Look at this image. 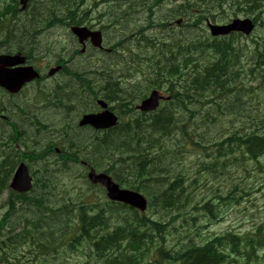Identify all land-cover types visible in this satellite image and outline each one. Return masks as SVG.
<instances>
[{
  "label": "trees",
  "instance_id": "trees-1",
  "mask_svg": "<svg viewBox=\"0 0 264 264\" xmlns=\"http://www.w3.org/2000/svg\"><path fill=\"white\" fill-rule=\"evenodd\" d=\"M152 1L143 12L140 6H130L135 0L115 5L112 12L108 7L100 10L97 3L85 10L86 0H31L25 11L20 10L19 0H0V51L22 52L30 63L40 56L62 59L65 52L58 48L63 47L49 43L44 35L89 24L88 11H100L95 16L102 26L120 25L125 33L124 25L137 24L136 18L151 9L143 25L125 33L135 36L123 39L132 43L123 53L112 49L104 54L97 68L89 64L88 75L83 68L74 70L76 63L68 65L67 86L74 87L65 88L67 95H61V89L52 98L45 86L47 101L41 109L14 102L18 117L5 114L8 126L0 127V205L6 209L0 217V264H264L263 227L244 235L203 233L223 219L224 206L239 205V194L249 195L250 181L241 179L251 170L245 155L256 159L264 154V110L251 109L252 116H246L242 107L246 96L252 102L257 90L264 94V27L254 45L247 46L240 41L242 35L212 38L206 24L242 14L262 27L264 0H182L172 11L162 9L158 15L154 9L162 5ZM134 9L138 15L128 14ZM179 17L195 21L176 31L169 29V20ZM161 33L167 36L164 40ZM117 40L115 45L121 47L122 38ZM250 62L253 67L243 71V63ZM255 73L259 87L247 88L243 78L249 75L255 81ZM152 90L165 92L170 100L156 112H138L136 107ZM97 99L119 116L118 126L75 131L72 141L61 144V154H56L48 147L54 143L51 131L58 128L50 127L55 118L50 114L57 110L67 119L77 112H94ZM227 117L232 118L230 124L218 128L217 119ZM200 118L204 121L198 126ZM205 119L218 128L216 136L221 139L205 138ZM194 125L198 132L190 129ZM17 148L25 150L21 157ZM191 155H196L194 188L189 170L179 167ZM27 156L40 175H33L29 193L11 192L10 181ZM82 160L87 168L112 176L121 187L144 194L148 210L140 213L109 201L103 188L88 182L86 173L71 176ZM253 169L251 178L257 180L259 174L264 181L261 163ZM203 172L214 176L219 172L220 178L237 173L238 179H233L227 193L217 190L203 199L199 197ZM59 175L62 182L63 176L78 177L88 188L74 186L73 195ZM76 256L81 261H74Z\"/></svg>",
  "mask_w": 264,
  "mask_h": 264
},
{
  "label": "rangeland",
  "instance_id": "rangeland-1",
  "mask_svg": "<svg viewBox=\"0 0 264 264\" xmlns=\"http://www.w3.org/2000/svg\"><path fill=\"white\" fill-rule=\"evenodd\" d=\"M96 1L97 0H95L93 2V5H94V3H96ZM100 1H98L97 3H99ZM125 1H128V0L119 1L117 3L114 0L107 1L108 4L106 5V8L108 7L109 9H113L114 5H117V7H122L123 5H127V2H125ZM136 1H138V0H135V2ZM135 2L133 3V5H130V6H132L133 8L138 7ZM152 2L153 1L150 0V1H148V4H150ZM89 3H90L89 5L91 6V2H89ZM168 5H169V2L166 1L165 4L160 7V9H157L155 11L154 14H156V15L160 14L162 12V9L169 8ZM104 10H106V9H104ZM94 11H95V9H93V12ZM128 11H130V13H128V14H131V15L137 14L138 15V11L135 10V9L133 11H131V10H128ZM158 11H160V13H158ZM230 12L231 11L229 10V13ZM165 13H167V12H165ZM100 14H102V13H99V14L97 13V15H100ZM94 15L95 14H93V16ZM148 16H150V15H147V13L144 12L143 15H141L139 18H136V23L137 24H134V25H138V26L143 25L145 19ZM239 17H244V16L241 15ZM176 19L179 20V18H173V22L174 23H176ZM152 21H154V20H152ZM134 25L132 23L129 24V25H124V27H123L124 30H125L124 32L128 33L130 31H133L134 30ZM116 27L119 28L120 35H118L116 33L113 34L114 30H115L114 27L112 28L110 34H111V37L113 38V40L115 41V43L118 42V40H117L118 38L119 39L122 38L123 44L120 45L121 47H118V49L122 50L121 52L123 53V50H126L127 47L131 46V44H132V43H126L125 44L123 39H125V38H127L129 36L131 37V36H135V35L134 34L133 35H127L125 33H122L121 27H119V26H116ZM169 27L171 28L170 25H169ZM263 27H264V22L262 23V27H258L257 30L254 32V34L252 36L248 37V39L242 38L240 40L241 43H244L247 46L254 45V44H252L253 43L252 39L256 40L258 35L262 34ZM58 32H60L62 34H65L66 30L64 31L61 28H59V29L50 31V32H48V33H46L44 35V38H47L49 43L56 45L57 44L56 40H61L60 37H59V33ZM142 37L143 38H147L146 35H141V38ZM159 37L164 40L167 36L166 35H161ZM111 42L114 43L113 41H111ZM62 47H61L62 49L58 48V52H60L61 50H63L65 52L63 58H65V57L73 58V57H71L72 53H74L75 56L77 54H79V55H77V57H81L82 56L80 53L77 52V50H75L76 48L73 47V46H70L67 49H65L64 46H62ZM72 50H74V52ZM70 51H72V52H70ZM58 52L54 51V53H57V55H58ZM57 55H55V56H57ZM100 58H102V57L96 56V57L92 58L91 60L93 62L89 61L88 65L90 63H92V64L94 63L93 65H95L97 63L100 64V62H99ZM53 60L57 61L58 59H51L49 62H52ZM67 60H68V58H67ZM44 61L46 62L47 60H44ZM78 61H79V65H78V62H76V60H74V62H76V64H77L76 65L77 67L75 66L74 70H78L77 68H79V67L85 69V66L83 65L85 63H80V61H81L80 58H78ZM111 61L112 60L110 59V62ZM45 62H41V63L45 64ZM44 64H42L41 67H43ZM252 65H253L252 63L251 64L250 63H248V64L243 63V67L241 65L240 66L242 67L241 69L243 71H247L248 72L250 70V68L253 67ZM81 72L82 71H80V73ZM242 76H244V74H242L241 77ZM71 81H73V80H71ZM243 81H244V83H245L247 88L249 86H253V87L257 86V83L251 82V77L248 76V75L243 78ZM50 82H51V80H50ZM75 90L79 94V91L77 89H75ZM256 93H257V96L254 97V100L252 102L249 101L251 99L249 96H246L244 98L245 99V104H243L242 107H243V109L244 108L246 109V112H245L246 116H252V114L250 113L251 109H253V110H258V109L264 110V94L260 93L258 90L256 91ZM0 104H2L1 100H0ZM1 107L2 108L4 107V109L6 108L3 105ZM71 107L75 108V104H74V106L72 104ZM50 115L52 117L55 116L53 113L50 114ZM185 118H186V116H184L182 118L183 125H184V123H186V120H187V118L186 119ZM231 120H232V118H228V117L227 118H219V119H217L218 122H217L216 126H218V128H220L222 126H226L227 127L230 124L229 122ZM203 121L204 120H202L200 118L198 120V122H197V125L199 126L200 123L203 124ZM205 123H207L206 125H203V126H205L204 128L207 131V133H205V138H211V136L212 137H216V138H220V136L219 137L216 136L218 128L216 129V126H214V125L210 124L209 122H207L206 119H205ZM190 129L193 130V131H197L198 132V127H195V125L193 127H191ZM195 139H196V137H195ZM220 139H219V141H220ZM189 148H193V147L189 146ZM195 159H196V155H191V156L188 157V159H182L180 164H179V167L183 171H186L188 169L189 173L192 175V179L189 182L191 183L190 186L193 187V188L195 187L194 186L195 170H196V168H195ZM204 160L205 161H210V159L207 158V157H205ZM261 166H262V169H264V158L261 159ZM76 172L77 171H73L72 173H70V175L72 176L73 173L75 174ZM202 174H203V177H200V183H199V187H201L199 189V193H200L199 197H201L203 199L211 198L213 196V193L216 192L217 190H220L221 193H223V194L227 193L228 192V187L230 186V183H233V179H238L237 173L236 174L231 173L232 175H230L228 177H226V175L225 176L222 175L221 178H220L221 173L219 174V172H218V174L216 176H214L213 174H211L209 172H203ZM63 178H64V181L62 182L61 181L62 178L60 176V179H59L60 182L65 184L66 187L69 189V191H71V193L73 195H75V192H76V190L74 189V186L82 187V188H88V185L85 182L83 184L78 177L66 178V177L63 176ZM241 179H242L243 182H245V181L247 182L248 175L245 176V174H241ZM261 179L262 178L259 175H257V180L258 181L255 180V179H249L250 182H248V183L250 184V187L247 189V191L249 192V195L248 196H243L242 194H239L240 197H241L239 205L233 204V206H231L229 208L224 206V208L225 209L227 208V210L225 211L223 219L219 223H217V224L209 227L208 229H206L203 232L204 235L208 236V235H212V234H223V233H225L228 230H232L234 232H237V234H239V235H244V234H246L248 232L256 231L260 227H263V229H264V187H261L260 185H258V182ZM195 194L197 195V190H196ZM99 195H101V193H99ZM5 213H6L5 207L0 205V217L3 214H5ZM171 213H175V210H173L172 212L169 211V214H165V217H166L165 220H169L170 219ZM173 215H176V214H173ZM262 254L264 256V252ZM81 258H82L81 256H76V257H74L73 260L74 261H76V260L81 261Z\"/></svg>",
  "mask_w": 264,
  "mask_h": 264
},
{
  "label": "water",
  "instance_id": "water-1",
  "mask_svg": "<svg viewBox=\"0 0 264 264\" xmlns=\"http://www.w3.org/2000/svg\"><path fill=\"white\" fill-rule=\"evenodd\" d=\"M28 0H21L23 8ZM255 25L250 19H236L225 25H210L211 35L214 37L227 36L233 32H240L245 35H250L254 30ZM73 31L79 35L81 40L86 39L87 29L74 28ZM97 45L101 44L100 33L96 34L95 41ZM24 63V57L21 55L15 56H0V85L6 87L9 91L15 93L21 89V86L27 81L38 77L37 72L32 67L18 68L14 70H5L4 67H12ZM162 97L157 92L146 99L139 109L143 112L154 111L159 106V101ZM99 104L105 111L98 114L85 115L80 123L81 126L90 125L97 130H105L114 127L117 124V117L107 110V105L100 101ZM88 179L93 185H100L106 190L107 198L112 202L123 203L136 210L144 212L147 210L148 201L139 192L123 189L116 183L111 176L105 173H97L92 169L88 174ZM10 188L17 193H27L32 189V178L30 177L28 168L22 163L12 179Z\"/></svg>",
  "mask_w": 264,
  "mask_h": 264
},
{
  "label": "flooded vegetation",
  "instance_id": "flooded-vegetation-1",
  "mask_svg": "<svg viewBox=\"0 0 264 264\" xmlns=\"http://www.w3.org/2000/svg\"><path fill=\"white\" fill-rule=\"evenodd\" d=\"M166 1L167 0H156L154 3L159 2L158 5H164ZM168 2H169V5H168L169 8H167V9L169 11H171L176 5H179L182 2V0H170ZM135 3H136L137 6H140L139 9H142V12H143L144 5L148 3V0H138ZM97 4H99V3H97ZM88 6L90 8V5H88ZM114 7H116V6L114 5ZM160 7H156L154 9L153 13H155V11L157 9H160ZM111 10L113 12V9H110V11ZM96 12L98 13L99 11L98 10L94 11V12L92 11V14L93 13L95 14ZM145 12L148 13V14H151L150 13L151 9L148 8V9L145 10ZM158 13H160V11H158ZM104 32H106V31H103V37L105 36V40L108 43V42L111 41L112 37H111V35H107ZM74 45H77L76 41L74 42ZM79 48H80L79 52H80L81 55H83V59L81 58L82 56L81 57H77V56L72 55L71 57H73L74 59L73 58H69V57H65V58H62V59L60 58L59 61L57 60L58 62L53 60L52 62H49L44 67H40L38 65H34L35 68L40 72V78H39V80H36L34 82H31V83L27 84L23 88V90H21L20 93L18 92L17 94H11L7 90L0 88V95H1L0 100H1V103H2L3 106H5L7 108V109L6 108L4 109V107L2 108L1 105H0V127L8 126V123L6 122L7 116L5 114H13V115H15L16 118L18 117L19 112L16 111V109H15L16 106L13 104L14 102L17 103V101H19V102L21 101V104L22 103L26 104V102H29V103H31V105H33L37 109H41V107H43L45 105V103L42 104L40 102L41 97H42L41 93H44V95H45V90L47 88L45 86H48V82L50 80H51V82H49V85H50L49 92L52 93V98H53V96H55V94H59V91L61 89H62V94L61 95H67V92H66L65 88L66 87H70V88L73 89V87H74L73 85L67 86L68 85V65L69 64H71V65L74 64L75 63L74 60H78V58L82 59L80 62L81 63H85V64H83L85 66L84 70H85V74L88 75L89 74V72H88L89 71V65H88L89 60L91 61V59L96 57V56L103 57V55L98 54L97 53L98 51H96V49L92 47L90 41H88L85 44V46H82V47L79 46ZM105 51L107 52V50H105ZM90 57H92V58H90ZM67 58H68V60H67ZM51 69H52V73L50 75L49 73H50ZM45 96H46L45 100L47 101V95H45ZM87 100L88 99H86L85 102H87ZM54 107L55 106L52 103V108H54ZM47 109H50V106L47 107ZM56 112H57V110H53V112H52L55 115V118L53 120V123L50 125V127H53V128L58 127V128H55V130L51 131V135L50 136L53 138L54 143L51 146H49V148L52 147V150L56 154L58 153V155H60L61 154V146H60V144L72 141V139H73L72 136H74L75 131L87 130L88 127H81L79 125V122H80L81 117H82L81 116V112H77L73 116L67 117V119H65L63 116H58ZM21 115H23V114L21 113ZM46 158H48V157H46ZM30 169L34 173H35V171L39 172V169H35V171H34L32 169V165H30Z\"/></svg>",
  "mask_w": 264,
  "mask_h": 264
},
{
  "label": "bare ground",
  "instance_id": "bare-ground-1",
  "mask_svg": "<svg viewBox=\"0 0 264 264\" xmlns=\"http://www.w3.org/2000/svg\"><path fill=\"white\" fill-rule=\"evenodd\" d=\"M118 0H115V2H117ZM31 2V0H28L27 1V3H26V5H25V7H24V10H26L27 9V7H28V5H29V3ZM19 6H21V0H19ZM120 4V3H119ZM149 5V4H148ZM242 7V6H241ZM245 7V6H244ZM82 8V7H81ZM78 9V8H77ZM248 9V8H247ZM20 10H21V8H20ZM241 11V10H240ZM80 12V11H79ZM79 14V13H78ZM94 14V13H93ZM93 14H92V16H93ZM82 15V14H81ZM151 15V14H150ZM82 19V18H81ZM168 19V18H167ZM5 21V20H4ZM82 21V20H81ZM5 23H7V22H5ZM83 24V23H82ZM11 27L13 26V24H9ZM80 25V24H79ZM120 26V25H119ZM10 27V28H11ZM167 27V26H166ZM183 27V26H182ZM169 28V27H168ZM1 30H3L2 28H0ZM5 29V28H4ZM169 29H171V28H169ZM65 30H66V28H65ZM64 30V31H65ZM7 31V30H6ZM174 33V32H173ZM7 34V33H6ZM162 34V33H161ZM171 34V33H170ZM19 35V34H18ZM5 36V35H4ZM9 36V35H8ZM139 36V35H138ZM1 37H3V36H1ZM130 37V36H129ZM140 38H141V35L139 36ZM149 37V36H148ZM177 37V36H176ZM139 38V39H140ZM127 39V38H126ZM133 39V38H132ZM132 39L130 40V38L128 39V40H130V41H132ZM142 40H145V38H141ZM147 39V38H146ZM9 40V39H8ZM141 40V41H142ZM151 40V39H150ZM126 41V40H125ZM127 42H129V41H127ZM148 41H145V43H147ZM4 43V42H3ZM131 43V42H130ZM261 46V45H260ZM17 49H18V47H17ZM76 50V49H75ZM19 51H21V50H19ZM73 52H74V50H72ZM72 51H70V52H72ZM121 51V50H120ZM193 51V50H192ZM116 52V51H115ZM18 55H20V59H21V53H17ZM17 54H14V56L15 55H17ZM74 53H72V55H73ZM93 54V53H92ZM95 54V53H94ZM113 54V53H112ZM115 54V53H114ZM71 55V56H72ZM75 55V54H74ZM77 55H79V54H77ZM76 55V56H77ZM261 55V54H260ZM70 56V55H69ZM118 57V56H117ZM158 57V56H157ZM77 58V57H76ZM82 59H83V55H82V57H81ZM90 58H92V57H90ZM89 58V59H90ZM103 58V57H102ZM119 58H121L120 57V55H119ZM81 59V60H82ZM123 59V58H122ZM90 61V60H89ZM92 61V60H91ZM76 62H78V60H76ZM75 62V63H76ZM93 62V61H92ZM115 63H116V61H114ZM118 62H120V61H118ZM117 62V63H118ZM126 62V61H125ZM81 63V62H80ZM96 63V62H95ZM94 64V63H93ZM119 64V63H118ZM118 64H116V65H118ZM152 64H153V62H152ZM73 65H75V64H73ZM78 65H79V63H78ZM150 65V64H149ZM92 67V66H91ZM78 69V68H77ZM79 69H81V68H79ZM123 69V68H122ZM155 70V69H154ZM80 72V71H79ZM119 72V71H118ZM222 72V71H221ZM135 73V72H134ZM223 73V72H222ZM174 74V73H173ZM124 77V76H123ZM206 78V77H205ZM75 79V78H74ZM125 79V78H124ZM231 79V78H230ZM130 80V79H129ZM207 80V79H206ZM126 81V80H125ZM19 93L21 92V89L18 91ZM17 92V93H18ZM10 93V92H9ZM8 96V95H7ZM0 97H1V95H0ZM10 97V96H9ZM5 98V97H4ZM10 99V98H9ZM11 102V101H10ZM17 102H19V101H17ZM136 101H134V103H135ZM12 103V102H11ZM14 104V103H13ZM1 106H2V104H0ZM20 105V104H19ZM18 105V106H19ZM12 108V107H11ZM17 109V108H16ZM115 109V108H114ZM118 109V108H117ZM21 112V111H20ZM115 112V111H114ZM13 113V112H12ZM123 115V114H122ZM131 115V114H130ZM150 118V117H149ZM53 126V125H52ZM64 129V128H63ZM15 131V130H14ZM55 132V131H54ZM65 132V131H64ZM13 133H15V132H13ZM16 133H17V131H16ZM20 133V132H19ZM3 134V133H2ZM91 134V133H90ZM61 136V135H60ZM75 136V135H74ZM74 136H72V137H74ZM95 136V135H94ZM82 137V136H81ZM51 138V137H50ZM60 138V137H59ZM57 145V144H56ZM58 146V145H57ZM4 147V146H3ZM49 147V146H48ZM2 150V149H1ZM19 155V154H18ZM49 155V154H48ZM17 157V156H16ZM17 159V158H16ZM34 160V159H33ZM55 163V162H54ZM59 163V162H58ZM74 166V165H73ZM19 167H20V164H19V166L17 167V169H16V171H15V173H14V175H13V178H14V176L16 175V173H17V171H18V169H19ZM59 169V168H58ZM72 169V168H71ZM12 178V179H13ZM11 191V190H10ZM12 192V191H11ZM36 192V191H35ZM21 201V200H20ZM20 230V229H19ZM4 231H6V230H4ZM12 233V232H11ZM14 234V233H13ZM18 238V237H17ZM21 239V238H20ZM7 243V242H6ZM13 245V244H12ZM20 246V245H19ZM6 248V247H5ZM16 248V247H15ZM17 248H18V246H17ZM19 249V248H18ZM8 250V249H7ZM12 253V252H11Z\"/></svg>",
  "mask_w": 264,
  "mask_h": 264
}]
</instances>
